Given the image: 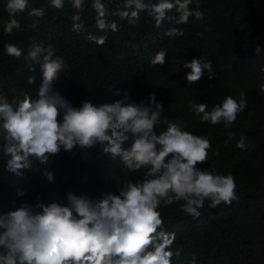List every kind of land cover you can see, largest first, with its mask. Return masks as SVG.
<instances>
[{
    "label": "trees",
    "instance_id": "obj_1",
    "mask_svg": "<svg viewBox=\"0 0 264 264\" xmlns=\"http://www.w3.org/2000/svg\"><path fill=\"white\" fill-rule=\"evenodd\" d=\"M6 4L7 0H0V94L9 100L17 96L22 99L24 94L38 99L43 82L41 64H34L35 71H28L23 56L9 57L3 48L5 42L18 44L26 54L33 39L51 44L56 56L63 59L65 68L50 92H58L74 107L85 101L96 106L112 103L123 99L125 92L130 96L126 103L149 106L155 94L156 102L164 107L157 133L166 128L163 121L167 120L184 131L206 136L212 148L207 163L200 167L232 175L236 182L237 198L230 205L221 203L212 208L206 200L199 218L182 212L179 204L159 209L165 230L176 236L169 249L173 252L172 264H193V258L195 264H264V91L260 87L264 84V0H193L190 8H199L202 20L190 17L181 25L165 21L160 28L146 12L141 13L135 27L110 17L123 26L109 33L103 46L86 39L87 34H105L95 28L91 0H85L81 13L84 34L71 30L70 17L75 10L68 0L61 10L49 8L48 0H29L28 9L16 16L21 30L6 36ZM40 7L45 8V16L39 19L38 28L32 29L30 25L37 18L30 17L28 11ZM172 26L183 35L166 36ZM161 50L167 53L164 64L152 65L150 57ZM193 59L201 60V64L211 61L212 79L208 69H203L201 79L188 84L186 76L191 70L183 63ZM29 77L35 78L34 83H28ZM116 90L121 95H114ZM242 91L247 107L227 129L223 124L203 122L191 110L198 103H206L211 110L226 96L239 101ZM228 132H234L236 139L245 136L247 148H236L235 140L225 143ZM2 143L0 133L2 212L16 210L24 203L48 204L55 200L66 204L69 192L101 199L109 192L117 193L116 186L124 180H142L146 172L141 169L129 173L118 159L103 155V146L97 144L91 149L61 152L51 157L47 166L33 160L32 168L23 171V178L16 177L4 170L8 157L3 155ZM130 144L131 139L125 147ZM45 167L53 171V183L42 177ZM18 190H24L25 195L18 196Z\"/></svg>",
    "mask_w": 264,
    "mask_h": 264
},
{
    "label": "clouds",
    "instance_id": "obj_2",
    "mask_svg": "<svg viewBox=\"0 0 264 264\" xmlns=\"http://www.w3.org/2000/svg\"><path fill=\"white\" fill-rule=\"evenodd\" d=\"M68 2L75 10L70 17L71 30L84 34L86 25L81 13L85 0ZM192 3L193 0H91L95 28L105 34H87L86 39L97 46L105 45L108 34L123 26L110 17L135 27L141 13L146 12L157 28L165 21L181 25L187 24L190 17L202 20V11L190 8ZM110 4L115 7L109 8ZM28 6L29 0H7L4 35L21 30L16 16ZM64 6L65 0H48L49 8L61 10ZM45 11L43 7L28 11L30 17L37 18L30 25L32 29L38 28ZM165 35L182 36L183 31L172 26ZM3 48L9 57L23 56L28 71H35L33 65L40 63L43 73L36 100L28 94L11 100L0 94V133L3 155L8 157L4 165L7 173L23 178V171L32 168L33 160L47 166L50 158L61 152L91 149L97 144L103 146V155L113 161L118 159L129 173L141 169L146 172L142 180H124L116 186L117 193L109 192L101 199L69 192L66 204L55 200L48 204L24 203L16 210L0 211V264H172L173 252L169 249L176 236L165 230L159 209L179 204L182 212L195 219L200 217L206 200L215 208L221 203L230 205L237 198L232 175L200 167L207 163L212 148L206 136L184 131L179 124L167 120L163 121L166 128L157 133L164 107L156 102L155 94L149 106L126 103L130 96L125 92L123 99L112 103L96 106L85 101L74 107L58 92H50L65 68L51 44L33 39L26 54L18 44L5 42ZM256 53H260L259 48ZM166 54V50L158 51L150 57L151 64L163 65ZM183 67L191 70L186 76L189 85L201 79L203 69H208L212 79L211 61L201 64V60L193 59ZM34 79L29 77L28 83H34ZM260 87L264 91V84ZM113 94L121 95L119 90ZM239 95V101L226 96L211 110L206 103L193 104L191 110L203 122L223 124L227 129L247 107L246 93ZM130 139V147H125ZM233 140L236 148H247L245 136L236 139L234 132H228L225 143ZM42 177L49 183L55 179L47 167ZM17 195L24 196L25 191L18 190Z\"/></svg>",
    "mask_w": 264,
    "mask_h": 264
}]
</instances>
